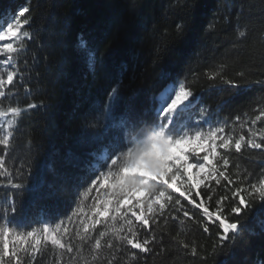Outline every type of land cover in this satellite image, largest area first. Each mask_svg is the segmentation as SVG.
<instances>
[{
	"label": "trees",
	"instance_id": "1",
	"mask_svg": "<svg viewBox=\"0 0 264 264\" xmlns=\"http://www.w3.org/2000/svg\"><path fill=\"white\" fill-rule=\"evenodd\" d=\"M24 7L29 8V24L24 26L28 36L21 37L12 54L8 72L15 76L11 85L4 84L5 96L0 98V114L13 122L7 148L0 144V159L12 177L25 171L26 186L11 188L8 174L0 169V226L7 223L26 233L59 225L57 235L72 251L42 237L34 255L19 253L21 264H264V202L258 197L238 217L227 211L233 201H224L225 214L239 222V230L217 247L216 226L210 225V233L202 230V209L170 190L184 208L173 203L156 222L150 220L151 231L140 230L138 238L151 240L152 249L142 252L120 240L128 235L125 221H111V213L93 216L105 189L87 193L82 186L94 174L91 164H99V155L110 151L107 139L93 141L82 127L86 115L100 113L108 89L119 85L125 100L134 91L138 106L150 109L162 87L179 82L193 92L180 110V122L194 131L193 122L206 113L207 123L200 130L223 127V137L233 141L229 149L218 146L216 178L194 189L200 193L193 197L197 203L203 200L215 213L218 199L230 196V188L264 178V116L256 120L264 112V83L256 82H264V0H195V7L189 0H135L134 6L132 0H0V25L19 17ZM178 26L186 31L178 32ZM113 33L116 39L105 46ZM90 51L102 57V67L90 64ZM121 119L118 109L108 121L117 125L109 138L119 134ZM241 136L237 152L234 144ZM252 141L262 147H253ZM91 152V164L79 171V180L69 183L67 162ZM176 187L184 190L179 181ZM13 194L18 209L14 216L3 211ZM184 210L191 219L183 216ZM95 219L101 223L93 224ZM121 228L125 231L116 235L115 229ZM14 239L9 238L10 249ZM191 247L197 248L196 255Z\"/></svg>",
	"mask_w": 264,
	"mask_h": 264
},
{
	"label": "snow or ice",
	"instance_id": "2",
	"mask_svg": "<svg viewBox=\"0 0 264 264\" xmlns=\"http://www.w3.org/2000/svg\"><path fill=\"white\" fill-rule=\"evenodd\" d=\"M189 3L191 7H195V0H189ZM132 4L135 5V0H132ZM129 11H134V7ZM28 12L29 8L24 7L18 12L19 19L14 16L11 22L0 25V42H6L0 46V53L8 54V60H11V54L17 51L14 43L22 36H28V31L24 28L29 24V19L25 16V13ZM117 23L124 26V22L121 20H118ZM185 31L184 26H178V32ZM115 39L116 33H113L107 36L103 44L110 46ZM88 56L90 64L99 63L101 67L103 66L102 57L96 52L90 51ZM240 75L243 76V73ZM14 76L15 73L12 72L8 74L6 81L0 80V98L5 96V92L2 90L4 84L11 85ZM226 83L236 88L241 86L231 80ZM192 96L193 92L183 82H179L175 86L162 87L158 94L152 97V107L142 109L136 102L134 91L125 100L119 85H115L108 89L105 104L100 113L97 116L88 114L84 117L82 127L91 132V140L107 139L110 151L106 150L107 154L101 158L99 164H91L89 158L95 155L94 152L69 160L67 162L69 172L66 175V180L69 183L79 180V171L91 164L95 169L94 174L88 179L87 184L82 186L87 189V193H91L94 189H105V199L99 201L93 216L106 217L111 213V221L114 222L117 217L125 221L128 226V235L120 236V240L132 249H139L142 252L152 251L149 248L151 240L138 238L140 230L149 229L151 231L150 220L156 222V216H163L167 206L173 203L179 205L180 210H183L184 205L181 204L178 197L171 194L170 190L180 192V196L188 200L189 204L202 209V214L206 218L202 230L204 233H210V225L216 226L217 247L224 245L229 239H234V235L230 236L229 234H235L239 230V222L231 221L225 214L224 201L229 199L233 201L227 211L236 217L250 206L252 198L258 197L264 202V178H258L255 183L249 181L246 187L244 181L237 183L235 187L228 190L230 196L226 194L218 199L215 213L204 207L203 200L197 203L193 198L200 195L199 191L194 192V189L199 188L197 180L201 178V173H205V170L208 169L204 179H207L208 176L216 178L217 169L212 164V160L218 155L217 133L223 134L224 128L216 127L212 131H201L203 124L207 123L204 119L206 113H201L200 120L193 122L194 131L186 121L180 122V110ZM30 107H35V105H30ZM118 109L122 110V119L118 125L120 132L109 138L111 128L117 127V125H109L108 121L113 119V114ZM11 111L14 114H19L20 109L13 108ZM261 116H264V112L257 115L256 120H260ZM243 141V136L235 141L234 147L237 152L241 150ZM250 143L255 148L262 147L261 144L254 141ZM0 144L7 148L8 138L0 139ZM232 144L231 139L224 138L223 135L220 136L219 147L229 149ZM201 153L203 154L201 155ZM222 163L227 166L228 160L222 158ZM0 169L8 174L11 188L22 190L26 186L25 171H21L19 177H12L3 159H0ZM194 175L196 179L193 178ZM220 175L223 176L224 173L221 172ZM177 181L180 182L183 191L176 187ZM216 182L220 181L217 179ZM228 182L229 184L233 183L230 179ZM16 204V197L13 194L3 211L13 216L16 215L18 212ZM183 216L192 218L186 210L183 211ZM175 218L173 217V219ZM99 223L101 220H93V224ZM104 223L108 224V221H104ZM108 226L113 227L111 224ZM84 230L87 232L88 227H85ZM38 231L39 236L37 235ZM123 231H125L123 228L115 229V234L119 236V233ZM59 232V225L52 231L44 226L42 229L24 233L5 223L0 226V264H21L19 253L30 251L34 255L36 251H39L38 246L45 234L53 245H59L71 252L70 246L61 243V237L57 235ZM100 235L103 236L104 233L102 232ZM10 237L15 238L12 241L11 249L9 247ZM27 245L35 247L29 249L26 247ZM184 247L187 249L189 245L184 244ZM95 248H100L99 240L95 242ZM197 251L196 247L190 248L192 255H196Z\"/></svg>",
	"mask_w": 264,
	"mask_h": 264
},
{
	"label": "rangeland",
	"instance_id": "3",
	"mask_svg": "<svg viewBox=\"0 0 264 264\" xmlns=\"http://www.w3.org/2000/svg\"><path fill=\"white\" fill-rule=\"evenodd\" d=\"M18 19L20 17H17ZM4 43L6 42H0V46H2ZM19 44V40L16 41L14 43V47L17 48V45ZM13 54V53H12ZM11 54V55H12ZM7 55L6 53H0V79H4V75L5 74H10L8 71L10 70V68L8 67V64L10 63V60L7 59ZM170 86H175V84H169L168 87ZM188 103V102H186ZM186 105V104H185ZM13 125V122L11 120V118H8L7 116H4V115H1L0 114V139H4L5 137L8 138L9 136V132H10V129ZM208 131H212V129L210 128H207L205 131L203 132H208ZM222 134L220 133H217V145L219 146L220 144V136ZM217 152H218V147H217ZM203 153H201L202 155ZM106 154L105 153H102L99 155V159H101L103 156H105ZM216 158V157H215ZM215 158L212 160V164L214 165V161H215ZM208 169L205 170V173H201L200 176L201 178L199 180H197V183L198 185H200L201 183H203L205 180L209 179V178H212L211 176H208L207 179H204V177L207 175L208 173ZM194 179H196L195 175L193 177ZM44 226H47L49 228V231H52V228L50 225L46 224ZM44 237L47 239V234L44 235ZM49 240V239H48ZM51 241V240H50Z\"/></svg>",
	"mask_w": 264,
	"mask_h": 264
},
{
	"label": "bare ground",
	"instance_id": "4",
	"mask_svg": "<svg viewBox=\"0 0 264 264\" xmlns=\"http://www.w3.org/2000/svg\"><path fill=\"white\" fill-rule=\"evenodd\" d=\"M167 88V87H166Z\"/></svg>",
	"mask_w": 264,
	"mask_h": 264
}]
</instances>
